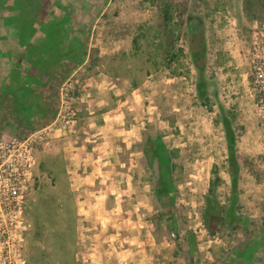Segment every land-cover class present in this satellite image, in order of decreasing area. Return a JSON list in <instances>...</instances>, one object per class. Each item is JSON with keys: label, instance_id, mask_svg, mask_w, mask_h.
<instances>
[{"label": "rangeland", "instance_id": "obj_1", "mask_svg": "<svg viewBox=\"0 0 264 264\" xmlns=\"http://www.w3.org/2000/svg\"><path fill=\"white\" fill-rule=\"evenodd\" d=\"M61 1L87 15L88 55L60 92L75 116L37 146L45 171L38 165L39 187L28 196L26 264H209L259 241L264 175L259 181L255 173L263 168L264 130L253 79L255 61L264 58V0ZM169 2L185 8V18L195 2L200 6L208 101L198 97L184 37L175 43L177 61H165L162 13ZM172 12L174 26L179 17ZM224 116L236 139L235 188ZM156 136L173 155L175 225L159 217L157 164L151 168L145 155V141ZM214 172L219 205L208 209ZM232 203V224L241 225L233 228L219 221L221 207ZM254 253L264 257V249Z\"/></svg>", "mask_w": 264, "mask_h": 264}, {"label": "trees", "instance_id": "obj_2", "mask_svg": "<svg viewBox=\"0 0 264 264\" xmlns=\"http://www.w3.org/2000/svg\"><path fill=\"white\" fill-rule=\"evenodd\" d=\"M72 4L73 2L63 4L61 0H0V135L9 129L11 135L24 139L46 128L56 119L61 106L62 86L85 62L88 55L90 27H86L87 23L83 22L87 15L79 17L74 13ZM181 8L178 4L174 9L170 2L163 8V24L166 28L163 31L166 39L165 61L169 65L177 61L175 43L184 37L188 45V57L197 73L198 97L207 100L208 51L202 16H197V9L200 6L195 2L187 18H185L187 10ZM46 9L45 21L36 22V16L37 18L43 16L42 11ZM172 10L178 12L179 17L178 23L174 26ZM251 17L257 19L256 16ZM13 35L16 43L11 44ZM133 43L136 51H139L140 38H135ZM6 64L9 67L2 69ZM223 121L228 159L232 164L230 173L235 188L237 173L233 171V167L237 165L236 139L231 123L225 116ZM145 155L151 168L153 164H157L158 182L155 196L160 205L159 217L161 220L171 217L175 225L173 218L178 189L173 177L172 152L163 138L156 136L145 141ZM258 159L263 164V168L256 170L255 173L260 181L261 175H264V154L258 156ZM39 168L45 171L44 164L40 163ZM214 174L216 175V172ZM219 180L216 175L211 182L209 192L211 197L208 195L206 199L208 209H215V204L219 205L214 198L215 185ZM35 187H39L38 181ZM221 210L225 216H221L220 223L227 222L232 228L241 226L232 224L231 215L236 216L234 203L226 210L221 207ZM168 222L170 223V220ZM66 225L68 230H73L72 223L66 222ZM260 233L262 237L259 241L251 238L245 249L236 248L233 254L224 259L225 261L213 260L209 264H244L247 261L250 264H263V256L252 254L254 250L259 252L264 249V231ZM192 250L195 251V246ZM239 251L244 252V255H239ZM246 252L251 254L246 255Z\"/></svg>", "mask_w": 264, "mask_h": 264}, {"label": "built area", "instance_id": "obj_3", "mask_svg": "<svg viewBox=\"0 0 264 264\" xmlns=\"http://www.w3.org/2000/svg\"><path fill=\"white\" fill-rule=\"evenodd\" d=\"M254 84L259 87L258 108L264 130V58L255 61ZM60 110L53 123L28 137L0 135V264H26L22 257L23 234L28 221L26 207L28 196L38 180L37 146L58 122L64 127L67 117L75 112L67 106ZM65 121V122H64ZM72 122V121H71Z\"/></svg>", "mask_w": 264, "mask_h": 264}]
</instances>
